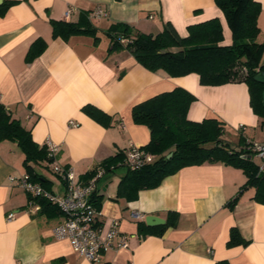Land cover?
Instances as JSON below:
<instances>
[{
    "label": "crops",
    "instance_id": "0c3cea01",
    "mask_svg": "<svg viewBox=\"0 0 264 264\" xmlns=\"http://www.w3.org/2000/svg\"><path fill=\"white\" fill-rule=\"evenodd\" d=\"M15 1L19 3L9 5ZM256 1L261 4L257 42L264 44V0ZM69 8L75 12L67 19ZM98 8L106 14L102 19L92 18ZM82 14H89L99 31L97 45L86 36L69 41L53 37L52 20L78 22ZM212 19L221 23L223 45H232V31L215 0H0V102L31 131L36 143L43 146L49 139L59 145V163L72 168L79 179L132 145H148L150 130L134 123L133 108L176 88L196 98L188 111L190 121H223L225 137L228 131L241 136L238 144L228 142L237 150L263 144L264 123L251 107L247 84L204 86L197 74L172 78L164 71L151 72L127 50L110 53L105 36L115 23L152 35L170 23L186 37L190 26ZM38 39L47 47L27 63V53ZM86 105L112 116L113 125L105 128L89 118L82 111ZM24 159L16 143L0 142V264H91L69 242L55 239L53 231L62 217L42 214L29 194L10 181L27 174ZM121 169L97 182L103 198L98 225L105 235L117 221L129 247L106 252L100 264H264V205L254 201L255 189H247L234 208L229 206L247 183L241 169L224 163L185 167L131 203L115 201L127 171ZM47 170L52 171L46 165L35 167L51 183V191L62 192ZM170 212L179 215L175 227L162 235L140 233L146 217L157 216L167 224ZM133 213L142 217L136 219ZM9 214H14L12 220ZM234 228L247 245L228 246Z\"/></svg>",
    "mask_w": 264,
    "mask_h": 264
},
{
    "label": "trees",
    "instance_id": "16d2710c",
    "mask_svg": "<svg viewBox=\"0 0 264 264\" xmlns=\"http://www.w3.org/2000/svg\"><path fill=\"white\" fill-rule=\"evenodd\" d=\"M215 2L224 13L232 31L233 43L230 46L223 45V28L218 19L190 26L186 37L180 36L170 23H166L163 31L157 35L141 33L126 23H115L105 32L111 43L109 52L127 50L147 70L164 71L172 78L197 74L204 86L245 83L249 88L251 107L264 123V85L255 81L256 75L264 74V44L257 42L261 32L258 26L261 4L256 0ZM17 3L19 2H11L9 5ZM89 16L82 14L78 22L52 20L53 37L69 41L72 37L86 36L92 38L97 45L100 42L99 31ZM46 47L47 43L43 39L36 40L27 53V63L38 58ZM195 100V96L187 90L176 88L133 108L134 123L150 130V142L143 149L154 155L156 160L136 171L126 168L118 185L115 201L123 199L128 203L135 202L142 191L158 188L167 177L177 174L185 167L224 163L241 169L247 177L246 185L229 206L234 208L243 193L250 188L256 191L254 201L264 205V171L253 160L255 153L249 149L251 144L240 150L234 149L224 139L226 124L217 118L201 122L190 121L188 111ZM82 111L105 128L113 125V117L93 105L84 106ZM3 141L18 145L25 155L24 167L32 181L51 191V183L35 171L36 166L50 167L53 162L49 158L47 147L36 143L31 131L13 118L7 107L0 102V142ZM125 156V152H119L103 161L101 166L123 168ZM96 172L94 170L85 174L81 180L90 181ZM102 201L103 198L97 193L94 204L99 211ZM36 203L40 204V212L48 218L61 216L51 203L44 200H36ZM178 220L179 215L170 212L165 226L151 228L140 223V233L162 235L168 227H175ZM247 244L248 241L234 228L228 246ZM217 264L228 263L225 261Z\"/></svg>",
    "mask_w": 264,
    "mask_h": 264
},
{
    "label": "built area",
    "instance_id": "2783aa9c",
    "mask_svg": "<svg viewBox=\"0 0 264 264\" xmlns=\"http://www.w3.org/2000/svg\"><path fill=\"white\" fill-rule=\"evenodd\" d=\"M74 12V8H69L65 14L66 18L69 19ZM105 16L104 10L100 8L92 13V18L94 19H102ZM122 42H125V40ZM70 125L72 127L78 126L74 122H70ZM241 129L244 128L241 127ZM45 146L47 147L49 158L53 159V162L50 163V168L58 177L63 191H49L41 184L33 182L29 174H25L19 180L11 177L10 181L18 183L33 199L32 202L36 203V200H44L59 210L62 222L53 231L55 239L69 242L73 250L91 264H100L103 255L110 250L127 249L129 247V238L121 235L117 221L112 223L107 234H101L98 225L99 211L94 204V198L97 194V182L109 173L108 170L112 172L116 170V167L101 166L90 181L83 182L77 177L72 168L62 166L59 163V145L48 139ZM249 149L264 161V143L251 144ZM125 154L123 165L132 171L150 165L156 160L154 155L135 145L130 146ZM260 170L264 171V165L260 167ZM36 204L38 210H40V204ZM13 217L14 214H9L8 219L12 220ZM133 217L140 219L142 216L133 213ZM117 238H119L118 243L116 242Z\"/></svg>",
    "mask_w": 264,
    "mask_h": 264
},
{
    "label": "rangeland",
    "instance_id": "374dc122",
    "mask_svg": "<svg viewBox=\"0 0 264 264\" xmlns=\"http://www.w3.org/2000/svg\"><path fill=\"white\" fill-rule=\"evenodd\" d=\"M240 134H237V133H234V131H228V135H227V137H224V139L227 141V142H232V143H235V144H238L239 143V140H241L240 139ZM231 143V144H232ZM254 161L256 162V163H258V165L260 166V167H262L263 165H264V161L260 158V157H257V156H255L254 157ZM122 171H126V169L125 168H122L121 169ZM47 173L50 175V176H52V178L54 179L55 178V180L57 181V183H56V189H58L59 188V186H60V182H59V179L56 177V176H54V174H53V172L50 170H47ZM59 182V183H58Z\"/></svg>",
    "mask_w": 264,
    "mask_h": 264
},
{
    "label": "water",
    "instance_id": "95a60500",
    "mask_svg": "<svg viewBox=\"0 0 264 264\" xmlns=\"http://www.w3.org/2000/svg\"><path fill=\"white\" fill-rule=\"evenodd\" d=\"M255 81L264 85V74L259 73L258 75H256ZM262 97H263V105H264V91H263ZM146 224L149 227H155V226L165 225L166 221L157 216H148L146 217Z\"/></svg>",
    "mask_w": 264,
    "mask_h": 264
}]
</instances>
